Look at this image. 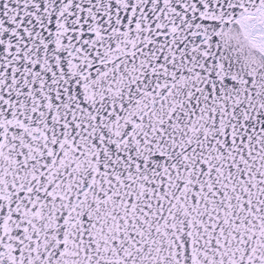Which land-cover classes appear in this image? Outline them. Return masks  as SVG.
Instances as JSON below:
<instances>
[{
  "label": "snow or ice",
  "instance_id": "snow-or-ice-1",
  "mask_svg": "<svg viewBox=\"0 0 264 264\" xmlns=\"http://www.w3.org/2000/svg\"><path fill=\"white\" fill-rule=\"evenodd\" d=\"M0 264H264V0H0Z\"/></svg>",
  "mask_w": 264,
  "mask_h": 264
}]
</instances>
